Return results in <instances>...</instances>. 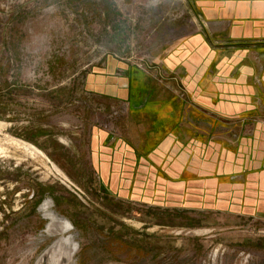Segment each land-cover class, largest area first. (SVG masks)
<instances>
[{
    "label": "rangeland",
    "instance_id": "rangeland-1",
    "mask_svg": "<svg viewBox=\"0 0 264 264\" xmlns=\"http://www.w3.org/2000/svg\"><path fill=\"white\" fill-rule=\"evenodd\" d=\"M200 17L196 0H0V264H264V218L123 198L93 164L92 130L119 143L138 103L159 106L147 81L175 91L160 60ZM133 77L134 94L110 84ZM44 203L71 227L49 228Z\"/></svg>",
    "mask_w": 264,
    "mask_h": 264
},
{
    "label": "crops",
    "instance_id": "crops-1",
    "mask_svg": "<svg viewBox=\"0 0 264 264\" xmlns=\"http://www.w3.org/2000/svg\"><path fill=\"white\" fill-rule=\"evenodd\" d=\"M196 2L199 29L160 60L182 80L172 83L175 91L144 84L143 99L159 106L138 103L123 141L92 130L93 164L123 198L263 219L264 0ZM110 82L134 94V77ZM186 116L196 124L183 123Z\"/></svg>",
    "mask_w": 264,
    "mask_h": 264
},
{
    "label": "bare ground",
    "instance_id": "bare-ground-1",
    "mask_svg": "<svg viewBox=\"0 0 264 264\" xmlns=\"http://www.w3.org/2000/svg\"><path fill=\"white\" fill-rule=\"evenodd\" d=\"M7 144L9 146H11V148L12 147H15L17 149H24L25 152L26 151L27 152L29 151L31 153L30 155H32V154H43V152L40 149H38L37 147H35L31 143H28L26 141L20 140L18 138L12 137V136H7ZM9 146H8V148H9ZM5 151H6V148H4L3 146L0 145V155L1 154H4ZM27 154L28 153H26V155ZM50 207H51V203L50 204L49 203H44L43 204V211H45L44 212L45 215L51 217V219H60L62 221L61 222H57V221L52 222L51 221V223L49 225L50 226L49 228L55 227V226H57V227L61 226V228H65V229L66 228H70L71 227L70 223L67 220L63 219V218H59L52 210H49ZM49 217H46V218H49ZM61 231L63 232L64 230L61 229ZM58 251H60V254L61 255L64 254V252H66L65 251V245L61 241H58L52 247L49 248V250L47 251V256L49 258H51V256L54 257L55 254H58L59 253ZM59 264H66V263H59Z\"/></svg>",
    "mask_w": 264,
    "mask_h": 264
},
{
    "label": "flooded vegetation",
    "instance_id": "flooded-vegetation-1",
    "mask_svg": "<svg viewBox=\"0 0 264 264\" xmlns=\"http://www.w3.org/2000/svg\"><path fill=\"white\" fill-rule=\"evenodd\" d=\"M49 210H52V206L50 207V209ZM53 211V210H52ZM54 212V211H53ZM55 213V212H54ZM45 214V213H44ZM56 214V213H55ZM57 215V214H56ZM46 217H49V216H47V215H45ZM58 216V215H57ZM59 217V216H58ZM59 218H61V217H59ZM50 221H52V222H55V221H57V222H61L62 220H60V219H51V217H49L48 218Z\"/></svg>",
    "mask_w": 264,
    "mask_h": 264
},
{
    "label": "water",
    "instance_id": "water-1",
    "mask_svg": "<svg viewBox=\"0 0 264 264\" xmlns=\"http://www.w3.org/2000/svg\"><path fill=\"white\" fill-rule=\"evenodd\" d=\"M60 263H65V261L61 259V260H60Z\"/></svg>",
    "mask_w": 264,
    "mask_h": 264
}]
</instances>
